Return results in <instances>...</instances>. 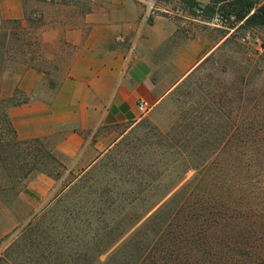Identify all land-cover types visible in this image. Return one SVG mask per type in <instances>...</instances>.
<instances>
[{"label":"rangeland","instance_id":"rangeland-1","mask_svg":"<svg viewBox=\"0 0 264 264\" xmlns=\"http://www.w3.org/2000/svg\"><path fill=\"white\" fill-rule=\"evenodd\" d=\"M91 1L0 0V80L31 68L44 75L40 95L55 88L72 54L64 35L81 26ZM190 1L199 9L154 0L147 23L169 14L186 36L205 24L229 25L222 13L207 20L209 0ZM227 33L86 169L50 164L46 143L17 140L6 110L28 97L0 99V264H263L264 28L237 24ZM216 214L223 220L200 228ZM240 243L253 250L231 258Z\"/></svg>","mask_w":264,"mask_h":264},{"label":"crops","instance_id":"crops-1","mask_svg":"<svg viewBox=\"0 0 264 264\" xmlns=\"http://www.w3.org/2000/svg\"><path fill=\"white\" fill-rule=\"evenodd\" d=\"M91 4L81 26L64 35L72 54L55 88L40 95L45 78L31 68L0 80V99L16 91L28 97L6 110L17 140L42 141L62 166L79 169L91 166L136 125L140 102L148 112L164 103L230 30L205 24L186 36L184 23L169 14L143 23V0Z\"/></svg>","mask_w":264,"mask_h":264},{"label":"trees","instance_id":"trees-1","mask_svg":"<svg viewBox=\"0 0 264 264\" xmlns=\"http://www.w3.org/2000/svg\"><path fill=\"white\" fill-rule=\"evenodd\" d=\"M184 1L190 7L195 6V8L199 9L196 6V4L192 3L190 0H184ZM191 3L193 5H191ZM204 11L206 14H208L207 15L208 21L211 20L215 14L222 13L220 15V16H222V19L229 22V25L227 27H224L226 29H232L234 27V25H237V24H240L243 28H264V5L258 6L256 1H254V0H209V3L206 6ZM192 14H194V13H192ZM206 60H208V58ZM206 60H204V62ZM194 71H192L190 74H192ZM13 106H15V105H13ZM9 127H11L10 124H9ZM34 141L36 143L38 142V140H34ZM46 156H47V159H48L50 164H53V165L61 168L60 163L57 161V159L55 157H53L48 152L46 153ZM191 209H192L191 214L196 213V210L199 211L198 206L197 207L191 206ZM230 210L234 211V212L237 211L236 209H233V208H231ZM216 213H221V211L219 210V212L217 211ZM158 214H159V212L155 216H157ZM240 215H242V214H240ZM250 216L251 215H245L244 216L245 218L243 216H241L239 218L246 220L247 225L250 226L252 224V220L250 219ZM212 217H214V218H211V219L204 218L202 220H199L200 228H204V226L208 225V223H210V222L217 224V221L220 220L221 218L223 220V217H221V215H219V214L218 215L216 214L214 216L212 215ZM240 244H242V245H240ZM240 244H239L240 246L247 248V249L244 251V248H243V250L239 251L240 253L238 252L239 253L238 256L234 257V255H233V257H231V258H240L243 260V258L247 257V253H245V252H247L248 249L250 251L253 250L252 249L253 247L246 245L245 243H240ZM245 245L248 247H246ZM232 248H236V247H232ZM227 249L229 250L231 248L228 247ZM237 249H239V248H237ZM234 251H236V250L231 249V252H234ZM221 253H224V251L222 250ZM261 253L264 255V249ZM251 254L253 255V253H251ZM170 255L172 256V253H170ZM260 259L262 260V262L264 264V257L263 258L261 257ZM234 261H235V263H234ZM141 264H145V262L143 261V262H141ZM152 264H169V262H167V260H165L163 262L161 260H156ZM171 264H173V263H171ZM174 264H179V263H174ZM233 264H238V262L235 259H233Z\"/></svg>","mask_w":264,"mask_h":264},{"label":"built area","instance_id":"built-area-1","mask_svg":"<svg viewBox=\"0 0 264 264\" xmlns=\"http://www.w3.org/2000/svg\"><path fill=\"white\" fill-rule=\"evenodd\" d=\"M145 4H146V10L142 16L143 23H147V20L149 19L150 14L152 13L154 0H148L145 2ZM137 111L139 115H144L149 111V107L144 102H140L137 106Z\"/></svg>","mask_w":264,"mask_h":264}]
</instances>
